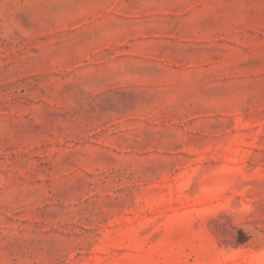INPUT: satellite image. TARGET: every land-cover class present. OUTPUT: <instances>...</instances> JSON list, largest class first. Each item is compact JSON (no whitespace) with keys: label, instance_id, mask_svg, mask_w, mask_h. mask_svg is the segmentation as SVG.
<instances>
[{"label":"rangeland","instance_id":"obj_1","mask_svg":"<svg viewBox=\"0 0 264 264\" xmlns=\"http://www.w3.org/2000/svg\"><path fill=\"white\" fill-rule=\"evenodd\" d=\"M0 264H264V0H0Z\"/></svg>","mask_w":264,"mask_h":264}]
</instances>
